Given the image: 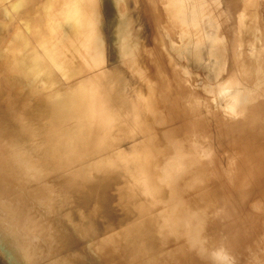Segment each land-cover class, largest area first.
Returning a JSON list of instances; mask_svg holds the SVG:
<instances>
[{
	"label": "rangeland",
	"instance_id": "374dc122",
	"mask_svg": "<svg viewBox=\"0 0 264 264\" xmlns=\"http://www.w3.org/2000/svg\"><path fill=\"white\" fill-rule=\"evenodd\" d=\"M247 1L251 3L250 8L242 6L240 0H229L230 5L227 4V0H216L217 11L222 16H227L231 22L230 53L229 47L227 50L224 47V41L214 45V39L210 41L207 38V35L213 33L212 29L214 33L216 31L212 34L215 38L221 34L216 20L210 16L203 18L202 27L198 30L202 37L198 35L199 37L195 38L199 43L197 45L202 47V56L205 55L204 58H207L210 47L215 46L214 56L212 58L209 56L207 62L209 65L204 66L202 63H196V57H193V52L190 50L191 55L185 53L186 50L180 55L175 47L166 45L163 40L164 33L159 25L162 16H157L158 2L125 0L122 9L133 10V13L141 17L138 23L141 24V21L147 23H144L145 25L133 23V27L140 30L141 38H149L152 43L146 45L142 53L135 52V59L143 57V53L147 55L145 71H152L159 77L155 87L148 83L139 91L151 103L154 102L149 98L151 95L154 94L155 101L158 102L165 91H168V97L164 98V101L170 108L165 113L164 108L168 105L159 103L158 107L161 108L158 109L163 111V115L160 116L155 110L152 111L153 124L147 127L149 134L143 132L144 124L134 119L125 120V116L130 114L129 108L133 106L135 113L141 100L122 105L123 103L118 101L122 94L111 87L107 88V84L105 85L104 81L94 74L98 72L99 75H103V72L109 70L103 67H95L88 72L79 70L80 64L85 61L82 52L85 45H78L71 39L79 29L77 26L73 28L69 26L63 32L65 36L62 40V53L53 65V68L59 71L60 77L52 87H63L69 79L73 80L76 77L85 78L87 81L93 77L99 81V95L105 109L91 108L92 101L96 100L89 97L92 88L83 92L81 88L78 90L75 85H71L76 95L65 101L69 114L82 111L92 116L91 120L85 123L86 127L76 126L64 119V115L68 114L65 112L66 107H62L65 105H62L61 101L48 105L43 101L38 102L34 96L29 95L27 98L19 93L17 98L26 97V101L11 107L3 105L1 95L10 93V88L4 77H0V89L3 92L0 93V115L6 116L8 111H13L17 117L16 123H19L24 115L30 124H35L36 127L52 134H57L59 128L63 126H66L63 133H67L71 127L66 136L71 149L67 146H56L53 149L55 152L63 153L58 158L59 166L65 167L64 171L69 174H76L78 170L92 173L94 176L91 187L100 192L103 198L110 197L116 203L117 198L122 197L123 203L119 208L122 209L123 214L133 225H145L148 234L159 240L155 257L162 260L165 252L172 260L169 264H205L210 260L213 264H264V6L262 4L264 1ZM83 3L82 0H0V44L7 40L8 35L11 36L16 27L24 26L25 32L29 34L27 42L29 53L23 59L28 64H32L37 60L36 55L42 50H34L37 43L41 44L46 37L59 33V26L55 22L63 19L61 12L64 7L73 10L84 25L87 24L85 18L87 13L100 18L104 14L105 8L98 3V10L95 12L82 10L80 5ZM235 14H238L237 19ZM240 15L252 26L251 35L243 34L240 26H246L247 23ZM128 16L131 15L121 14L122 20L128 19ZM208 22L214 25L210 28ZM173 28L179 29V27ZM233 31H236L234 36ZM204 37L209 41L207 42ZM207 43H210L209 47ZM110 47L111 43L108 48ZM77 49H80V52L76 51ZM45 63L46 56H43L36 65L41 67ZM71 68H75L72 71H77L78 75L70 73ZM137 73L138 67L131 76H136ZM88 83L85 82L84 87H87ZM89 85L93 87V84L89 83ZM118 85H121V81L117 79L116 87ZM165 87L168 89L165 90ZM241 91L242 95L239 98L238 94ZM248 105H251L252 111L255 110L256 113L245 114ZM203 113H208L212 117L214 129L210 127L205 132L208 122H196V119L202 118ZM96 118L105 119L103 123L116 126L122 135V138H118L121 141L109 148L116 156L113 164L106 162L103 165L96 164V160L81 159L76 154L78 151L92 154L90 148H94L96 142L104 147L105 144H101L94 137L96 121L93 119ZM22 132L19 134L26 135ZM163 133L176 138L173 141L169 140L168 144L167 138H163ZM226 133L232 138L233 136L238 138L236 140L239 142L222 145V140H219L220 150L214 154L208 152L210 144ZM19 134L18 138L11 137L19 143L21 141L24 143L26 137ZM197 141L209 145L208 148L201 149ZM106 150L107 147L104 151ZM10 152L13 151L10 149ZM10 154L8 153V158L9 155L14 156ZM240 156L242 165L234 169L227 167L222 160L227 158L235 161ZM11 159H6L0 153V187L29 199L32 207L41 211L47 226L53 225L55 219L63 222L65 230L75 237L64 240L61 236L63 231L52 228L51 233L55 238L53 244L56 247L64 245L69 250L72 247L77 249L69 255L59 254L61 258L77 256L79 246L84 248V244L78 242L79 238H83L88 241V244H85L88 252L78 256V264H122L117 260L121 257L115 253L116 249L122 248V244L125 243L118 238L119 225L110 226L104 218L99 221L103 231L101 234L105 236L103 247L106 252L117 258L113 259L100 250L101 236L94 237L92 230L81 220L86 215L92 216V211L89 210L87 213L81 210L76 201L73 198L71 200L70 192L61 190L60 183L54 182L52 178L45 179L39 175L40 173L26 175L22 171L27 177L25 179L17 169L15 161ZM128 163L136 167L133 175L127 170ZM114 166L117 170L113 168ZM24 168L23 164L22 170ZM125 180L131 182L124 183ZM143 181L146 182V188H142ZM134 194L138 196V201L125 204L124 197H134ZM167 223L175 226L176 229L169 232ZM247 224L252 226V231L242 240L231 235ZM128 238L130 239L127 235L124 239ZM125 244L134 261H144L131 246ZM131 245L134 247L132 240Z\"/></svg>",
	"mask_w": 264,
	"mask_h": 264
},
{
	"label": "bare ground",
	"instance_id": "6f19581e",
	"mask_svg": "<svg viewBox=\"0 0 264 264\" xmlns=\"http://www.w3.org/2000/svg\"><path fill=\"white\" fill-rule=\"evenodd\" d=\"M82 1H84V3L80 5L82 10L95 12L98 10V3L105 8L103 13L108 16L103 14L100 18V16H94L91 13H87L85 15L87 24L84 25L80 17H78L73 10L69 7H64V10L61 12L63 19L55 22L59 26V33L52 37H46L42 40L41 44L37 43L34 50H42L36 55L37 60L32 62V64H28L23 59V57L27 56L26 54L29 53L27 48L29 34L25 32L23 28L24 26L16 27L14 31H12L11 36L8 35L6 37L7 40H4L0 44V77H4L10 88V93L1 95L3 105L7 107L14 106L15 104L19 105L23 101H26V97L30 95L36 97L38 102L43 101V103L50 105L61 101L62 105H65L62 107H68V105L65 104V101L76 95L75 90L71 87V85H75L78 90L81 88L83 92L89 91L92 88V94L89 97L96 100L92 101L91 108L97 109L100 107L101 109H105L104 105L102 106L101 104L102 98L99 95V81L95 80L93 77L89 81L85 78L76 77L73 80L69 79L68 83L63 87H52V84L60 77L59 71L55 70L53 65L55 64V61H57L58 56L62 53V40L65 36L63 32L69 26L72 28L77 26L79 29L74 33L71 39L78 45H85V48L82 51L85 55V61L83 63L79 61V63H81L79 70H85V72H88L95 67H103L105 70H109L103 72V75H99L98 72H95L94 74H96L100 80L104 81L105 85L107 84V88L111 87L122 94L118 98V101L123 103L122 105L135 103V101L139 102V100H141V104L135 113H133V106L129 108L130 114L125 116V120L129 121V119H134L138 123L144 124L145 128L143 129V132L149 134L147 127L153 124V119L151 118L152 111L155 110L157 114L162 116L163 111L158 109L161 108L158 107V104L161 103L163 105H168L164 108L165 113L168 112L170 106L164 101V98L168 97V91H165L163 97L159 99L158 102L155 101V95H151L149 98L154 100L152 103L139 91L144 88V84L150 83L155 87V83L159 81L158 74H155L152 71H145L148 62L147 55L143 53V57L135 59V52L139 54L142 53L146 48V45H152V43L149 38H141L139 36L140 30L134 28L133 23L135 25H145L147 23L142 21L141 24L138 23L141 17L137 13H133V10L122 9L125 0ZM153 1L155 3L158 2L159 4L157 16H162V20H159V25L164 33L163 40L166 45L175 47L180 55L185 50V53L190 54V50V52H193V57H196V63H202L204 66L209 65V63H207L208 57L210 56L212 58V56H214L215 46L212 48L210 47L208 57L204 58L205 55L203 57L201 54L202 47L198 46L197 44L199 43L195 40V38L197 39V37H199L198 35H200L198 30L202 27V21L205 16H210L212 19L216 20V24L219 25L218 28L221 30V34L218 35L219 37L216 36L215 38L212 34H215L216 31L214 33L212 29L211 32L213 33L209 34L205 29L209 34L207 35V38L210 39V41L214 39V45L220 41H224V47L226 50L229 47L230 53V37L232 33L230 27L231 22L227 16H222L217 11L216 0ZM240 3L245 8L251 7V3L247 0L246 2L240 0ZM227 4L230 5L229 0H227ZM262 4L264 6V2ZM253 6L255 7V1ZM108 10L110 12H107ZM122 13L131 16H128L129 18L127 17L128 19L126 20H122ZM235 16L237 19L238 14H235ZM240 17L242 16L240 15ZM244 20L247 24L246 26L241 25L240 28L243 30L245 36L251 35L253 31L252 26L246 19ZM173 27H179V29L177 30ZM210 28L208 30H210ZM235 32L233 31V36L236 35L234 34ZM38 36L41 35L38 34ZM200 37L202 36L200 35ZM205 40L207 39L205 38ZM68 41H70V39H68ZM208 41L209 40H207V42ZM110 43L111 47L108 48ZM206 46L207 45H205V47ZM76 51L80 52V49H77ZM43 56H46V63L45 65L38 67L36 62L40 61ZM136 67H138V73L136 76H131L134 74ZM74 69L75 68H71L70 73H76V75H78L77 71H72ZM117 79L121 81V85H118V87H116ZM85 82L93 84V87H91L89 83L87 87H84ZM167 89L168 88L165 87V90ZM0 93H3L1 89ZM19 93H22L26 97L17 98V94ZM240 95H242V91L238 94L239 98ZM67 107L65 112L68 115H64V119L76 126L86 127L85 123L90 121L92 116L87 115L82 111L71 115L67 112ZM73 108L75 109V107ZM246 113L250 115L256 113V111H252V106L248 105L245 108V114ZM118 118L122 119V117ZM93 120L96 121L94 124L96 126L94 137L97 141H100L101 144L104 143L105 145L103 147V145L96 142L94 148H90L93 152L92 154L81 151H78L76 154L81 159L96 160V164L103 165L104 162L113 164L116 160V156L109 150V148L111 145L121 141L118 139L119 137L122 138L119 128L103 123L105 119L99 120L96 118ZM16 121L17 117L13 111H8L6 116L0 115V153L6 159L10 160L12 158L11 160L15 161L18 167L17 169L21 171V174L25 179L27 177L22 171L26 175H36V173H40L39 175L43 176L45 179L52 178L55 180L54 182L58 181V183H60L59 186H61V190H68L70 192L69 195H71V200L73 198V200L81 207V210L87 213L89 210L92 211V216L86 215L85 218L82 217L81 220L84 225L92 230V235L94 237L101 236V244L99 245V248L104 255L117 259L106 252L103 247L105 236L101 234V232H103L99 225L101 218L108 221L110 226L116 225L118 227L119 225L120 230L117 232L118 238L127 243L128 247L131 246L134 252L137 255H141L144 260L134 261L132 259L133 255L128 253L129 249L126 247V244L123 243L122 248H118L115 251L116 255L121 257V259L117 260L122 264H169V261H172L168 258V255L165 252H163L162 260L155 257V252L158 251L156 248L159 244V240L148 234L145 225H133L128 220L126 215L123 214L122 209L119 208V205H122L123 203L122 197H118L116 203H114L110 197L103 198L100 192L98 193L91 187L93 186L92 181L94 176L92 173H85L82 170H78L76 174H69L64 171L65 167L59 166L58 158L63 153L55 152L53 149L56 146H67L70 148V142H68L66 136L71 130V127L67 125V127L70 128L67 133H63L66 127L63 126L59 128L57 134H52L40 127H36L35 124H30L28 118L24 115L19 120V123H16ZM201 121L208 122L205 132H207L210 127L211 129H214V125H212V117L209 116L208 113H203L201 119H196V122ZM170 124H172V122H170ZM23 129L25 131L22 132L21 130ZM179 130H181L180 121ZM193 130H195L194 127ZM19 132H25L26 135L19 134ZM132 133L134 134V132ZM18 134L26 137H24L26 139L23 141L24 143L21 141L20 144L18 140L13 139L18 138ZM140 134L143 135V133ZM163 138H167L169 144V140H175L176 136L169 137L168 134L163 133ZM233 138L229 133L224 134L223 137H217L216 140L210 144L211 147L207 151H211L213 154L218 152L220 150L218 145L221 143V141L219 143V140H222V145L229 143L236 144L239 142L236 140L238 138L234 136ZM19 139L22 140L20 136ZM198 144L201 146V149L205 147L208 148L209 146L205 145L204 142H198ZM76 146L78 147V144H76ZM105 146L107 147L106 151H104V149H106ZM101 147L103 148L100 149ZM10 149L13 152H10ZM73 151L75 153V150ZM8 153H12L14 156L12 155L11 157L10 154V158H8ZM95 153L100 154L96 155ZM241 158L242 157L240 156L235 161L227 158H223L222 160L227 167L234 169L238 167V165H242ZM133 161L135 164H138L136 160ZM23 164L25 165L24 170H22ZM113 168L117 170L115 166ZM127 170L129 174L133 175L136 172V167L134 164L128 163ZM129 182H131V180L124 181V183ZM142 188H146L145 181H143ZM124 200L125 204L131 202L135 203L138 201V196L135 194L134 197L126 196L124 197ZM112 202L114 204H112ZM166 227L169 232L176 229L175 226L168 223ZM52 228L57 231H63L61 236H63L64 240L65 238L72 239L75 237L73 234L68 233L65 230V225L60 219H55L53 225L49 224V226H47L42 218L41 211L33 208L29 199L24 198L23 195L17 194L14 191L9 192L0 187V264H78V256H83L88 252L86 251L87 245H85L88 244V241L79 238L78 242L84 244V248L79 246L80 250L77 252V256L61 258L59 254L69 255L77 248L72 247V249L69 250L64 245L56 247L53 244L55 238L51 233ZM250 231H252V226L247 224L240 227L237 231L232 232L231 235L236 239L242 240ZM127 235L130 239H124ZM131 240L134 243V247L131 245ZM108 248H112V246H108ZM160 251H163V249H160ZM212 262L210 260L205 264H213Z\"/></svg>",
	"mask_w": 264,
	"mask_h": 264
}]
</instances>
